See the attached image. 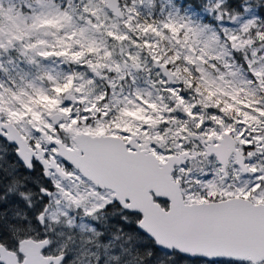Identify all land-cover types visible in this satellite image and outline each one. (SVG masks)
Masks as SVG:
<instances>
[{
	"label": "snow or ice",
	"instance_id": "obj_1",
	"mask_svg": "<svg viewBox=\"0 0 264 264\" xmlns=\"http://www.w3.org/2000/svg\"><path fill=\"white\" fill-rule=\"evenodd\" d=\"M0 264H264V0H0Z\"/></svg>",
	"mask_w": 264,
	"mask_h": 264
}]
</instances>
